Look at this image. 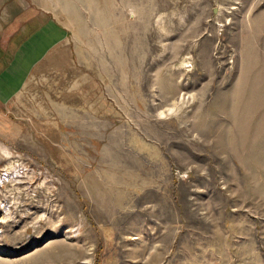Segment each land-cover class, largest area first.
I'll return each instance as SVG.
<instances>
[{
	"label": "rangeland",
	"instance_id": "obj_1",
	"mask_svg": "<svg viewBox=\"0 0 264 264\" xmlns=\"http://www.w3.org/2000/svg\"><path fill=\"white\" fill-rule=\"evenodd\" d=\"M29 3L0 78L67 35L0 99V264H264V0Z\"/></svg>",
	"mask_w": 264,
	"mask_h": 264
},
{
	"label": "crops",
	"instance_id": "obj_2",
	"mask_svg": "<svg viewBox=\"0 0 264 264\" xmlns=\"http://www.w3.org/2000/svg\"><path fill=\"white\" fill-rule=\"evenodd\" d=\"M9 11L14 12L13 16L10 17L8 14ZM39 13V9L32 6L31 3H29V0H11L10 4H8V0L7 3L6 0H0V38H4L2 41L6 40L8 33H15L17 35L20 32L21 38L22 23L24 21L27 23L33 21L34 18V20H38ZM26 15L27 18L24 17ZM48 17L49 19L46 21V24L43 26V29L40 31V33L39 30L36 32L37 34L39 33L38 36H32L33 40L29 44L31 48H27L23 54V57L20 55V59L17 62L19 63L18 66H20L28 63L29 58L36 57L32 63L34 64L32 68L30 67L29 70L24 73L25 75L22 80L18 82L13 80L14 76L10 77L6 75V78H0L1 100H6L7 98L11 99L13 96L19 93L33 68L40 62V60L44 59L46 55H48L50 50L60 45L66 37L67 31L65 28L56 22L53 16L48 15ZM9 18H12L13 27L10 26L7 30H5L4 26H7V19ZM38 51H40V53H37ZM18 66L17 68L15 66V72L18 70ZM14 83H18V85L11 89V84L13 86Z\"/></svg>",
	"mask_w": 264,
	"mask_h": 264
}]
</instances>
